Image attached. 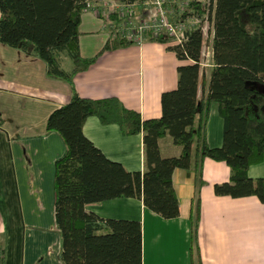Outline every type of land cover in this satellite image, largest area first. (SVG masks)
Listing matches in <instances>:
<instances>
[{
    "label": "trees",
    "instance_id": "trees-1",
    "mask_svg": "<svg viewBox=\"0 0 264 264\" xmlns=\"http://www.w3.org/2000/svg\"><path fill=\"white\" fill-rule=\"evenodd\" d=\"M93 1L0 0V42L38 56L46 63L49 76L67 81L72 89L70 100L47 120V130L60 134L67 147L55 163V221L62 236V261L144 264L142 222L103 219L87 211L88 205L138 198L163 218H177L180 199L173 173L177 168L194 169L196 190L190 219L193 240L197 242L199 190L204 184L206 158L225 162L231 168L230 180L214 185L217 196H255L264 203V177L249 175L252 165L264 161V0H190L181 13L177 4L173 5L174 22L192 17L212 19L213 38L204 36L201 25L191 27L186 40L179 44H171L166 33H146L151 40L170 43L169 49L181 62L177 87L162 94V116L148 119L116 96L92 99L76 91L77 74L105 52L135 43L119 31L124 17L117 9L107 14L113 27L103 48L93 57H83L82 16ZM124 1L137 4L143 0ZM205 45L213 49L209 78L202 70ZM66 56L72 63L71 71L65 69ZM200 83L208 85L202 98L197 96ZM213 103L218 104L224 121L220 147H212L207 139L206 124ZM90 116L98 117L103 125H118L126 136L143 133L144 172L129 171L111 160L85 135L84 126ZM168 134L182 147L180 156L161 155L159 140ZM3 255L0 246V262ZM193 256L192 252V260ZM197 264H202L200 257Z\"/></svg>",
    "mask_w": 264,
    "mask_h": 264
},
{
    "label": "crops",
    "instance_id": "crops-1",
    "mask_svg": "<svg viewBox=\"0 0 264 264\" xmlns=\"http://www.w3.org/2000/svg\"><path fill=\"white\" fill-rule=\"evenodd\" d=\"M111 5L108 0H95L84 12L83 57L95 56L108 40L107 14L115 10ZM169 45L146 37L142 43L107 51L74 77L76 91L92 99L116 96L143 119L161 117L162 94L177 87L181 63ZM207 46L211 45L204 46V63H209L204 67L209 68L202 70L209 78L213 49ZM65 64L71 71L72 64ZM207 91L208 85L200 83L198 98ZM71 95L70 84L49 76L41 58L0 42V246L4 249L0 264H65L55 221V163L67 147L60 134L47 130V120ZM84 132L111 160L129 171H145L143 133L126 136L118 125H103L96 116L87 119ZM206 132L212 147L222 146L224 121L217 103L211 105ZM159 146L163 157L182 153L169 134ZM249 175L264 177V161L252 165ZM230 178L231 168L225 162L204 160L197 242L190 219L194 169L177 168L173 173L180 199L177 218H163L138 198L93 203L86 209L103 219L141 221L144 264H197L198 257L202 264H264V203L255 196H217L214 185Z\"/></svg>",
    "mask_w": 264,
    "mask_h": 264
},
{
    "label": "built area",
    "instance_id": "built-area-1",
    "mask_svg": "<svg viewBox=\"0 0 264 264\" xmlns=\"http://www.w3.org/2000/svg\"><path fill=\"white\" fill-rule=\"evenodd\" d=\"M190 0H188L189 2ZM203 3L205 0H201ZM156 10L150 11L145 14H137L135 8L136 3H122L119 6L111 5L115 10L119 9L123 21L119 24V31L127 36L135 43H142L146 40V33L152 31L155 35L166 33L171 38V44L182 43L187 38V31L194 26L201 25L204 36L208 37L204 23L208 20H202L199 17L189 18L185 22H174L170 19L164 3L162 0H154L152 2ZM150 5V4H149ZM152 12V13H151ZM113 25L111 24V29ZM211 46L205 47L209 50ZM203 55L206 52L203 50ZM209 62H202V65H207Z\"/></svg>",
    "mask_w": 264,
    "mask_h": 264
},
{
    "label": "rangeland",
    "instance_id": "rangeland-1",
    "mask_svg": "<svg viewBox=\"0 0 264 264\" xmlns=\"http://www.w3.org/2000/svg\"><path fill=\"white\" fill-rule=\"evenodd\" d=\"M153 1L154 0H143L140 3H137V10H136L137 11V14L139 15L140 13H143L144 10L145 11L147 10L148 13L150 11H153L154 12V9L156 10V8H155V5L152 4ZM162 1L164 3V8L166 9V11H167V13H168V15H169V17H170L171 20H173L172 17L176 13V8L173 5L177 4V6L179 8V12L181 13L182 10H183V8H184V6H186L188 4V0H162ZM108 2L110 3V5L111 4L112 5L116 4L115 6H119L122 3H126L124 0H108ZM165 3H166L167 6H165ZM112 8L114 9V7H112ZM206 18L208 20L204 23V26L206 27V32L208 34V37L210 39H212L213 38L212 19H210L209 17H206ZM204 59H205V55H202V62H204ZM66 62L69 64L68 67L72 64L68 56H66ZM204 66L205 65H202V69L203 68H209V66H206V67H204ZM65 67H67L66 64H65Z\"/></svg>",
    "mask_w": 264,
    "mask_h": 264
}]
</instances>
